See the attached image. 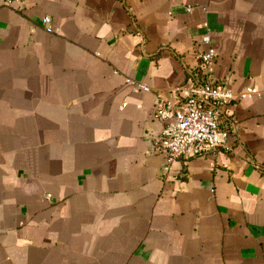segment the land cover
Instances as JSON below:
<instances>
[{"label": "crops", "instance_id": "1", "mask_svg": "<svg viewBox=\"0 0 264 264\" xmlns=\"http://www.w3.org/2000/svg\"><path fill=\"white\" fill-rule=\"evenodd\" d=\"M207 33L228 146L168 160ZM0 264H264V0H0Z\"/></svg>", "mask_w": 264, "mask_h": 264}, {"label": "built area", "instance_id": "2", "mask_svg": "<svg viewBox=\"0 0 264 264\" xmlns=\"http://www.w3.org/2000/svg\"><path fill=\"white\" fill-rule=\"evenodd\" d=\"M43 23L48 31L58 30L48 15L44 16ZM203 38L210 45L203 52L199 66L191 71V81L186 87L187 94L183 102L174 105L159 93L156 99L158 116L163 123L157 149L163 151L168 160L178 156L201 155L228 146L226 102L234 98L236 93L221 86L220 81L213 77L211 68L217 51L211 44L209 33ZM128 80L134 81L132 78ZM136 86L150 88L139 82ZM252 90L249 87L238 94L244 96Z\"/></svg>", "mask_w": 264, "mask_h": 264}, {"label": "trees", "instance_id": "3", "mask_svg": "<svg viewBox=\"0 0 264 264\" xmlns=\"http://www.w3.org/2000/svg\"><path fill=\"white\" fill-rule=\"evenodd\" d=\"M226 121L228 123V125L226 127L230 130L231 116L229 114H227V116H226Z\"/></svg>", "mask_w": 264, "mask_h": 264}]
</instances>
